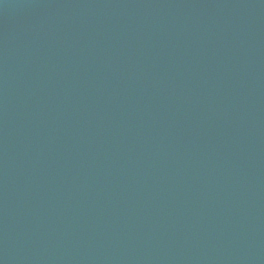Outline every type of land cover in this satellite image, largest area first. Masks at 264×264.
<instances>
[{"label":"water","instance_id":"obj_1","mask_svg":"<svg viewBox=\"0 0 264 264\" xmlns=\"http://www.w3.org/2000/svg\"><path fill=\"white\" fill-rule=\"evenodd\" d=\"M0 264H264V0H0Z\"/></svg>","mask_w":264,"mask_h":264}]
</instances>
